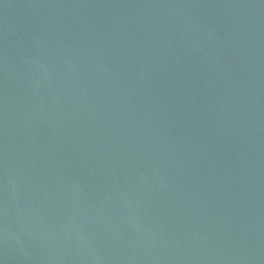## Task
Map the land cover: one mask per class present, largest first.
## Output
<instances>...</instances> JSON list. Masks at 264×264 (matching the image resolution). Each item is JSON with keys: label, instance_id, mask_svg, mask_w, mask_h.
<instances>
[{"label": "water", "instance_id": "95a60500", "mask_svg": "<svg viewBox=\"0 0 264 264\" xmlns=\"http://www.w3.org/2000/svg\"><path fill=\"white\" fill-rule=\"evenodd\" d=\"M0 264H264V0H0Z\"/></svg>", "mask_w": 264, "mask_h": 264}]
</instances>
